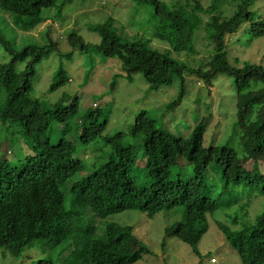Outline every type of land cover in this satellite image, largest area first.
I'll return each instance as SVG.
<instances>
[{
  "label": "trees",
  "instance_id": "trees-1",
  "mask_svg": "<svg viewBox=\"0 0 264 264\" xmlns=\"http://www.w3.org/2000/svg\"><path fill=\"white\" fill-rule=\"evenodd\" d=\"M132 1L150 9L149 39L139 35H133L132 40L123 38L115 28L116 20L107 17L91 27L99 38L95 44L85 43L80 35L70 31L66 43L71 51L95 50L106 58L117 59L128 80L141 74L150 89L170 86L179 79L180 91L168 105L170 109L179 105L184 96L183 74L195 76L209 88L219 75L232 77L240 87L251 80L264 82L261 66H231L225 44L226 36L236 33L243 24H249L250 40L264 38V20H254L250 12L253 0H208L207 5L201 0H185L183 4ZM70 2L0 0V10L27 18L19 26L29 31L48 20L43 10L55 7L61 14ZM196 34L206 42V58L194 66L174 59L172 54L195 57L200 53L196 49ZM153 40L168 47L154 48ZM0 46L10 52L9 61H0V91L5 95L0 103V121L9 124L4 136L7 142L15 140V135L20 138L18 147L12 142V149L8 147L0 161V251L5 255L20 257L36 243L48 251L59 247L60 252L67 253L70 240L81 238L86 242L73 252L74 255L78 251L72 264H135L150 251L135 236L132 225L121 226L107 219L136 211L149 219L161 213H182L178 222L164 229L161 247L168 239L176 238L198 257V244L208 231L209 215L219 208L229 210L238 206L247 217L248 204H240V197L232 196L233 190L238 194L241 188L251 187L264 194V175L238 171L233 148L203 146L210 116L202 117L188 138L161 129L145 110L137 114L127 134H105L108 112L97 105L82 120L74 122L79 111L78 97L65 105L63 96L48 106L31 97L36 68L44 57L58 51V42L48 40L43 46H26L15 52L0 35ZM21 63L23 69L18 67ZM66 81L61 68L47 91L58 90ZM257 105L250 133L258 135L264 132V107ZM77 144L96 152L93 162L76 158ZM139 149L143 166L137 165ZM260 151L258 147L248 150ZM185 163L193 172L187 179L175 170H182ZM212 163L221 173L217 198L205 182ZM226 194L228 197L222 199ZM237 224L238 217H234L232 225L237 228ZM217 226L239 264H264V212L241 230H232L222 222H217ZM73 244L77 246L79 241ZM37 264L53 263L40 260Z\"/></svg>",
  "mask_w": 264,
  "mask_h": 264
},
{
  "label": "rangeland",
  "instance_id": "rangeland-1",
  "mask_svg": "<svg viewBox=\"0 0 264 264\" xmlns=\"http://www.w3.org/2000/svg\"><path fill=\"white\" fill-rule=\"evenodd\" d=\"M164 1L185 3V0ZM201 2L203 5L208 4V0ZM250 12L254 15V20H264V0H253ZM43 13L47 15L48 20L27 31L19 26V24L23 26L28 21L27 18L0 10V35L9 42L11 50L16 52L26 46H43L48 40L58 42V51L44 57L36 68L32 98L48 106L63 96L65 105L74 97H78L79 111L74 122L82 120L88 110L97 105L104 112H108L105 134L109 135L127 134L135 117L142 110L148 112L158 127L182 138L190 136L194 126L202 117L210 116L203 146L231 147L236 152L235 168H238V171H253L258 175H264V132L258 135L256 132L250 133L252 129L250 124L256 117L257 103L264 107V82L251 80L240 87L235 85L232 77L219 75L212 81L213 86L209 88L195 76L183 74L184 96L179 105L170 109L168 105L177 98L180 91L179 79L170 86L150 89L141 74L134 75L128 80L117 59L106 58L95 50L89 53L71 51L66 43V35L70 31H75L85 43H97L99 38L91 31V27L107 17L116 20L115 28L123 38L132 40L133 35H139L149 39L151 12L148 7L142 8L132 0H72L63 8L61 14L57 13L55 7L43 10ZM248 27L249 24H243L236 33L226 36L229 64L237 68L245 63L264 68V38L250 40ZM44 30L46 33L40 35ZM195 42L197 51H200L197 56L190 57L183 53L171 56L186 65H197L201 59L206 58L204 50L207 45L205 40L198 39L197 34ZM151 45L154 48L156 45L159 48L168 47L167 44L156 40H153ZM9 53L0 46V61H9ZM18 67L23 69L24 64H18ZM61 68L64 69L67 81L58 90L48 92L54 75ZM111 84L114 85L113 88ZM4 98V93L0 91V103L4 102ZM242 120H244L243 125ZM8 126V123L0 121V161L5 158V150L8 147L12 149L11 143L13 142L14 147L17 148L20 139L15 135V140L6 141L4 136ZM16 128L13 127L15 131ZM262 128L264 129V124ZM126 139L129 137L127 136ZM130 142L134 141L130 140ZM256 147L261 149L260 153L248 152ZM17 151H20L19 148ZM76 151V158L84 157L86 163L93 162L97 155L93 149L80 144L76 145ZM140 151L141 149L136 151L139 159L137 165L143 166ZM175 170L185 179L193 175L192 167L186 163L182 170L178 168ZM205 182L212 191L216 192L215 198H217L222 181L220 170L213 163L208 166ZM232 196L240 197V204H248L245 209L247 217L238 210V206L229 210L219 208L211 216L209 215L207 217L209 228L198 244L201 254L198 257L176 238L168 239L165 247H161L164 229L172 225V222H178L182 218V213H161L149 219L145 213L126 211L109 217L107 221L121 226L132 225L135 236L150 251L135 264H239L237 255L231 251L223 234L217 228V222L224 223L232 230L245 228V225L253 223L256 216L264 212V194L248 187L241 188L238 194L233 190ZM227 197L226 194L221 198ZM234 217H238L237 228L232 225ZM83 222L86 224L87 220L84 218ZM93 224L96 226L98 220L93 221ZM76 241H79L77 246L73 244ZM85 242L81 238L75 239L74 242L70 240L67 253L60 252L59 247L48 251L41 243L25 249L20 257L5 255L6 253L0 251V264H37L40 260H48L53 264H72L78 251L74 255L73 252L80 250Z\"/></svg>",
  "mask_w": 264,
  "mask_h": 264
}]
</instances>
